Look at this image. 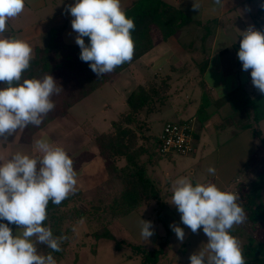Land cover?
I'll use <instances>...</instances> for the list:
<instances>
[{
  "label": "crops",
  "instance_id": "1",
  "mask_svg": "<svg viewBox=\"0 0 264 264\" xmlns=\"http://www.w3.org/2000/svg\"><path fill=\"white\" fill-rule=\"evenodd\" d=\"M139 1L121 0V6L127 11ZM162 1L189 17L190 23L172 38L165 41L156 40L148 53L116 75L111 82L105 83L79 101L66 114L40 129L29 125L24 130H18L8 136L6 141L0 142V157H9L16 152L40 155L34 148L36 139L46 138L54 146L61 147L58 141L63 138L68 147L62 148L72 159L82 161L76 169L77 191L70 195L73 197L70 207L87 209L100 206L108 199L104 197H107L111 190H119L122 185L111 180L107 161L99 154L93 134L113 131V123L128 111L127 99L138 86L147 81L167 77L171 92L165 106L151 115L142 114V120L148 123L149 127L146 132L160 138L167 122L188 121L195 130V151L189 156L171 154L163 158L158 165L150 167L149 177L161 192L159 201L141 205L128 215L115 220L110 226L116 241L121 239L132 245L144 246L147 250L162 248L166 254V229L161 227L156 233V225H152L155 234L149 241H154V245L150 248L139 244L141 238L135 237V240H131L134 235L130 234V225L136 222V219L129 221L131 216L140 212L141 208L153 207L157 203L161 208L168 206V200L172 196L171 185L179 177L187 176L193 184L211 182L222 190L227 189L229 185L246 178L261 148L251 129L235 128L239 125L242 111L253 113L250 107L239 105L238 101L236 107H233L232 99L239 95L238 89H243L246 92L244 97L249 99L263 95L252 84L251 69H242L237 53L242 39L240 32L249 27L258 29L256 15L259 12L261 19H264V7H261L264 0H224L223 6H214L213 0H197L199 9L193 8L194 0ZM74 3L75 0H25L23 12L8 20L7 31L3 35L27 41L33 49L32 57L37 49L47 47L54 31L60 32L67 46L80 49L75 43L77 33L71 27L73 17L67 11V6ZM84 40L85 44L90 42L88 37H84ZM119 78H125L129 83L128 87L117 83ZM95 104L103 110L102 120L97 123L94 122L92 114H80L84 106L91 110ZM113 106L120 107V113ZM166 108L168 111H165ZM108 111L114 113L108 115ZM54 123L58 124L55 128L57 134L52 136L48 128ZM157 123L159 130L153 135L151 132ZM257 126L264 134V118ZM32 127L36 128L33 133L30 131ZM73 142L77 144L73 145ZM124 162L125 160H122L117 166L123 167ZM209 166L215 168L214 175L208 173ZM89 216L82 214L90 227L88 234H84L85 240L93 238V234L98 230L93 217L89 220ZM77 225L78 222L75 226ZM12 231L15 235L17 229L12 228ZM74 234L76 236L77 232ZM134 257L128 256L129 259Z\"/></svg>",
  "mask_w": 264,
  "mask_h": 264
},
{
  "label": "clouds",
  "instance_id": "2",
  "mask_svg": "<svg viewBox=\"0 0 264 264\" xmlns=\"http://www.w3.org/2000/svg\"><path fill=\"white\" fill-rule=\"evenodd\" d=\"M223 4L224 0H213L214 6ZM24 7L25 0H0V82L4 85L0 87V142L29 125H41L55 108L53 95L62 90L50 74L24 79L33 49L25 40L3 35L8 20L22 13ZM193 8H200L197 0ZM67 11L73 17L71 27L77 33L80 59L88 62L98 77L133 59L132 32L136 25L122 8L121 0H75ZM240 36L238 60L244 71L251 69L253 86L264 94V32L249 27ZM84 37L90 38L88 44ZM34 148L40 155L16 152L0 157V221H7L0 222V264H56L51 252L61 251L68 238L54 236L45 221L50 202L59 206L77 191L74 161L46 138L36 139ZM207 171L214 175L216 170L209 166ZM171 191L170 203L181 214V222L192 233L202 227L208 238L206 247L189 257L190 264H246L241 244L230 232L246 220L237 193L211 182L193 184L187 176L173 181ZM84 223L81 217L78 225ZM9 224L17 226L15 235ZM170 227L183 242V228L175 224ZM77 230L74 226L73 232ZM153 234L152 222L140 219L141 238L148 242ZM38 245L51 252L42 254Z\"/></svg>",
  "mask_w": 264,
  "mask_h": 264
},
{
  "label": "trees",
  "instance_id": "3",
  "mask_svg": "<svg viewBox=\"0 0 264 264\" xmlns=\"http://www.w3.org/2000/svg\"><path fill=\"white\" fill-rule=\"evenodd\" d=\"M125 12L128 17L134 19L136 25L132 32L135 45L134 56L130 62L117 67L111 73L98 77L91 70L89 63L80 59L81 49H72L67 46L58 31L52 33V38L46 48L36 50L31 60V66L23 73V78H43L50 74L57 81V85L62 88L59 94L52 97L55 104L54 110L48 113L37 128L40 129L66 114L79 101L88 97L105 83L111 82L116 75L128 69L136 60L148 53L155 45L156 40H168L190 23L189 17L162 0H140ZM256 19L257 30L264 32V19H261L260 12L256 15ZM158 82L159 85H155ZM3 86V83L0 82V87ZM170 89L171 85L167 77L157 81H147L138 86L127 99L128 111L113 123V131L106 134H93L99 154L107 161L111 180L120 182L122 186L119 190H111L109 192L111 198L102 202L103 207L107 206L104 208L106 212L100 206L91 207L89 211L83 213L86 217L91 215L92 220L94 219L93 221L96 222L97 219H101L99 216L105 212V215H109L110 220L115 221L138 209L141 205L159 201L161 192L157 184L148 176L147 164L152 167L156 166L169 155L165 156L160 153L159 138L147 134L146 131L149 130V127L148 123L142 120V114L151 115L165 106L170 97ZM238 90L239 95L232 99V105L236 107L238 101L239 105L250 107L254 122L251 120L238 130L251 129L259 145L264 146V135L257 126L264 118V94L255 99H249L244 97L246 92L243 89ZM245 115L251 117L250 112L243 113L242 111L240 113V116L244 117ZM170 122L173 121L167 123ZM35 130L34 127L30 128L31 133ZM144 156H148V161L143 160ZM116 160H125V166L119 168ZM73 161L76 170L82 161L81 159H73ZM263 188L264 172L259 175L257 186L245 203L250 220L259 224L262 229H264V207L258 200L261 199ZM72 201L73 197L69 196L59 206L49 203L48 219L45 221V226L51 228L54 236H67L69 229L67 228L64 233H62V229L73 217L68 215ZM81 213V210H78L79 215L76 217L78 220L82 217ZM104 218L102 219L104 220ZM0 222L7 223V221ZM9 227L17 229L14 224H9ZM93 239L96 241L115 240L107 229V225L98 228L93 234ZM72 240L75 241L74 235ZM115 242L117 249L123 246L131 249L130 257L141 256L143 264H162V259L166 257L162 248L147 250L144 246L132 245L126 241L115 240ZM67 247L68 242L67 244L63 242L61 249L66 250ZM38 249L42 254L51 252L44 245ZM51 254L56 262L61 261V251L51 252ZM243 255L246 264H264V243L248 235L243 247Z\"/></svg>",
  "mask_w": 264,
  "mask_h": 264
},
{
  "label": "rangeland",
  "instance_id": "4",
  "mask_svg": "<svg viewBox=\"0 0 264 264\" xmlns=\"http://www.w3.org/2000/svg\"><path fill=\"white\" fill-rule=\"evenodd\" d=\"M118 82H120L122 86L125 87H128L129 85V83L126 81L125 78H123L122 80H120L119 78L117 80V83ZM155 85L158 86L159 82ZM173 91L174 89L172 90V92ZM116 98L118 100L120 99L118 95L116 96ZM113 108L117 112H119V110H122L120 107H116V106H113ZM89 109L90 108H88V106H84V108L80 110V114L83 116L86 114H92L94 116L93 118L95 123H97L99 120H102L101 117L103 116V110L100 108L98 104H95L93 107H91V110ZM165 111H168V108H166ZM112 113L114 112L108 111L106 114L111 115ZM251 118H252V114L251 117L249 116L247 117L246 115L244 117L241 116V118L238 120L239 125L236 126L235 128L240 129L241 127L246 125L247 122L251 121L252 120ZM57 125L58 124L54 123L50 126V128H48V131L52 136H55L57 134L55 130ZM99 128L101 130H105L103 127H99ZM235 128L233 129V132L235 131ZM158 130H159V124L157 123L156 126H154V129L151 133L153 135H156ZM58 142L59 145L63 148L68 147V143L63 138H61V141ZM76 144L77 142L76 143L73 142V145ZM142 144H145V142H142ZM257 154H258L257 157L254 159L255 163L253 164V167L250 168L249 173H247L246 175V178L239 180L237 183L233 185H229L228 188L225 189L238 194L239 196L238 203H241V206L243 207L246 214V220L239 225H235L233 229L230 230L231 235L235 236L240 242L242 249L247 241L248 235L253 236L254 238L258 239V241L264 243V229H262L259 224H256L250 220L249 211L245 207V203L248 201L249 197L252 196L253 190L257 186L259 175L264 172V146L261 145V148H259ZM176 159L179 160V157H177ZM143 160L148 161V156H144ZM121 161L122 160H116V163H120ZM153 161H155L154 158ZM150 163L152 162L150 161ZM147 165H148L147 172L150 173L151 172L150 167L152 166H149V164ZM104 198L109 199L111 198V195L109 194L107 197L105 196ZM170 200L171 199L168 200L169 202L168 206L165 205L161 208L156 202L157 204L155 206L143 207L139 210L140 212H137V214L131 216L129 221L136 219V222L131 223L130 225V229H131L130 234L134 235V238L131 240H135V237L141 238L140 219L151 221L152 225H156V233L160 230L161 227H163V229H166L165 235L167 239L165 244H167L168 246V252H166L165 254L166 257L162 259L161 263L190 264L189 257L198 250L204 249L206 247V243L208 242V238L204 234L202 227L201 229L198 230L197 233H192L191 230L181 222V218H180L181 214L177 211L176 207L170 203ZM258 202L261 203L262 206L264 207V188L262 189L261 199H259ZM101 207L106 212V209L104 208L107 206L103 207L102 205H100V208ZM78 210H81L82 212L81 214H83L85 210L89 211L90 208L88 207L86 209V207L77 208L75 206H72L71 209L69 210L68 215L69 216L72 215L73 217H71L70 220L67 221V223L65 224V228L62 229V233H64L67 228L69 229V232L67 234L68 237L67 240L64 241V243L66 244L68 242V247L66 248V250H61L62 257H61V261H59L60 264H143V260L141 257L136 256L131 259L128 258V256L132 254L131 249L129 250L127 247L124 246L121 247L120 249L115 248L116 247L115 240L113 241L109 239H104V240L102 239V241L101 240L96 241L92 237H90L89 240L88 239L85 240L84 234H88L87 231H89L90 228L86 222L82 226L80 225L76 226L78 230L76 231L77 235L75 236L73 232V227L79 221L76 218L79 215ZM105 212H103V214L99 216L101 218L100 220L99 219H97L98 221L96 220L97 227L101 228L107 225V229L111 232L110 226L114 221L110 220L109 215H105ZM102 218H104V220ZM89 220H90V216H89ZM123 223H124L123 225L126 226V223L125 222ZM173 224L183 228L185 232V238L183 242L177 239L176 234L170 227ZM73 235L77 237V239L74 242L72 240ZM119 240L121 241V239H117V241ZM94 243H96L95 246L93 245ZM154 243H155L154 241L147 242L143 239L139 242V244L147 245L150 248L154 245ZM40 247H43V245H38V248ZM154 249L155 248H153L152 250Z\"/></svg>",
  "mask_w": 264,
  "mask_h": 264
},
{
  "label": "built area",
  "instance_id": "5",
  "mask_svg": "<svg viewBox=\"0 0 264 264\" xmlns=\"http://www.w3.org/2000/svg\"><path fill=\"white\" fill-rule=\"evenodd\" d=\"M160 140V153L162 155L177 154L189 156L195 151V130L189 122L166 123Z\"/></svg>",
  "mask_w": 264,
  "mask_h": 264
}]
</instances>
